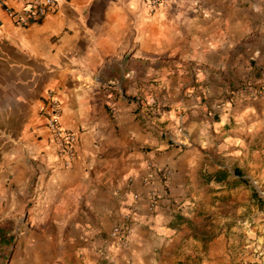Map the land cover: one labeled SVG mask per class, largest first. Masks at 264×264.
<instances>
[{
  "label": "crops",
  "instance_id": "0c3cea01",
  "mask_svg": "<svg viewBox=\"0 0 264 264\" xmlns=\"http://www.w3.org/2000/svg\"><path fill=\"white\" fill-rule=\"evenodd\" d=\"M32 1L0 0V264H242L252 247L264 264V0H55L22 25ZM49 96L77 138L68 168Z\"/></svg>",
  "mask_w": 264,
  "mask_h": 264
},
{
  "label": "built area",
  "instance_id": "2783aa9c",
  "mask_svg": "<svg viewBox=\"0 0 264 264\" xmlns=\"http://www.w3.org/2000/svg\"><path fill=\"white\" fill-rule=\"evenodd\" d=\"M167 0H151L150 6L152 8L158 7L166 3ZM56 7L55 0H35L32 2H27L24 4L21 15L17 20L22 25H27L30 21H38L42 19L48 12L53 11ZM11 16L16 17V15L11 14ZM248 92L252 91L247 89ZM46 126L51 134L52 141L54 143L55 149L61 159V164L64 168L71 166L73 159L75 158V144L76 135L74 132L64 129L59 123L60 109L57 100L53 96H49L46 103ZM150 113L156 116L158 113V108L156 105H152L150 108ZM161 175L166 176L168 172L161 169ZM150 196V207H154L156 203V193L151 191ZM137 198L136 196L134 197ZM133 211H135L133 209ZM130 234V228L126 224H116L114 225L109 233L108 237L113 242L122 245L126 242Z\"/></svg>",
  "mask_w": 264,
  "mask_h": 264
},
{
  "label": "rangeland",
  "instance_id": "374dc122",
  "mask_svg": "<svg viewBox=\"0 0 264 264\" xmlns=\"http://www.w3.org/2000/svg\"><path fill=\"white\" fill-rule=\"evenodd\" d=\"M258 178L252 182L253 186L256 188V192L258 194V197H259V201L262 203H258L253 197V199L257 202L258 204V209L261 210L264 208L263 206V202L262 200L264 201V188H263V185L259 183V181H257ZM249 252H248V256H250V259H247L245 260L244 263L242 264H261V263H258V261L260 260L261 258V255H259V253L261 252V248H255V247H252L250 249H248Z\"/></svg>",
  "mask_w": 264,
  "mask_h": 264
},
{
  "label": "trees",
  "instance_id": "16d2710c",
  "mask_svg": "<svg viewBox=\"0 0 264 264\" xmlns=\"http://www.w3.org/2000/svg\"><path fill=\"white\" fill-rule=\"evenodd\" d=\"M242 182L243 183H247V180H242ZM252 197L260 204L261 202L259 201V197H258V194H257V192L254 190V189H252ZM262 204V203H261Z\"/></svg>",
  "mask_w": 264,
  "mask_h": 264
}]
</instances>
